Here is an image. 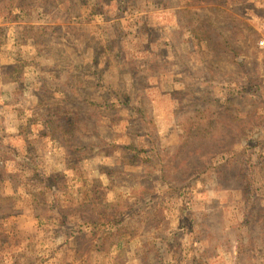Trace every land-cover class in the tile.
<instances>
[{
  "label": "rangeland",
  "instance_id": "1",
  "mask_svg": "<svg viewBox=\"0 0 264 264\" xmlns=\"http://www.w3.org/2000/svg\"><path fill=\"white\" fill-rule=\"evenodd\" d=\"M261 41L264 0H0V264H264Z\"/></svg>",
  "mask_w": 264,
  "mask_h": 264
},
{
  "label": "trees",
  "instance_id": "2",
  "mask_svg": "<svg viewBox=\"0 0 264 264\" xmlns=\"http://www.w3.org/2000/svg\"><path fill=\"white\" fill-rule=\"evenodd\" d=\"M192 155H193V156H197V153H194V152H193ZM173 156H175V155H173ZM120 219H121V218H118V219H117V221H116L117 224H120V222H118V220H120Z\"/></svg>",
  "mask_w": 264,
  "mask_h": 264
},
{
  "label": "built area",
  "instance_id": "3",
  "mask_svg": "<svg viewBox=\"0 0 264 264\" xmlns=\"http://www.w3.org/2000/svg\"><path fill=\"white\" fill-rule=\"evenodd\" d=\"M261 48H264V41H261L260 43Z\"/></svg>",
  "mask_w": 264,
  "mask_h": 264
}]
</instances>
